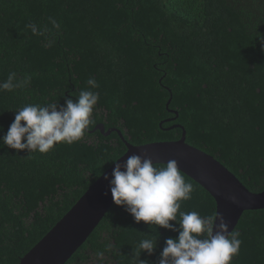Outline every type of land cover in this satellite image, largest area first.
I'll use <instances>...</instances> for the list:
<instances>
[{
	"label": "trees",
	"instance_id": "1",
	"mask_svg": "<svg viewBox=\"0 0 264 264\" xmlns=\"http://www.w3.org/2000/svg\"><path fill=\"white\" fill-rule=\"evenodd\" d=\"M12 72L31 81L0 91V264H18L125 142L175 141L184 130L249 191L264 189V0H0V82ZM82 90L99 101L81 141L46 154L3 145L15 111L62 106ZM182 175L194 191L180 210L213 215L212 196ZM233 230L242 243L232 264H264V208L243 211ZM170 237L178 232L137 223L113 202L64 264H159ZM144 239L157 240L151 255Z\"/></svg>",
	"mask_w": 264,
	"mask_h": 264
},
{
	"label": "clouds",
	"instance_id": "2",
	"mask_svg": "<svg viewBox=\"0 0 264 264\" xmlns=\"http://www.w3.org/2000/svg\"><path fill=\"white\" fill-rule=\"evenodd\" d=\"M53 25L59 28L55 21ZM26 27L34 35L44 34L35 24ZM15 81L16 73L12 72L6 81L0 82V91L25 87L31 77L26 75L23 81ZM88 84L92 88L98 87L93 78H89ZM98 101V93L82 90L75 101L66 98L62 106L57 103L28 104L15 111L14 121L2 137L3 145L46 154L60 143H77L91 125ZM113 164L111 179L107 175L103 177L109 181L113 202L124 207L137 223L143 221L150 227L156 225L178 232L177 238L166 239L159 264H232L240 251V233L229 232L228 224L219 212L201 216L196 211L180 210L182 202L192 198L194 188L186 182L176 160L157 166L146 155L133 154L123 163L114 161ZM230 199L236 202L235 196ZM139 247L151 255L157 240L144 239Z\"/></svg>",
	"mask_w": 264,
	"mask_h": 264
},
{
	"label": "water",
	"instance_id": "3",
	"mask_svg": "<svg viewBox=\"0 0 264 264\" xmlns=\"http://www.w3.org/2000/svg\"><path fill=\"white\" fill-rule=\"evenodd\" d=\"M97 129L104 133L103 124H97L94 130ZM112 131L113 129H108L104 135ZM118 134H121L120 131ZM125 144L127 150L116 160L120 163L133 154L146 155L154 164H166L169 160H176L179 170L212 196L216 206L215 213L223 215L229 232L235 228L243 211L264 208V189L260 192L249 191L216 158L187 144L184 130L175 141ZM114 166L112 164L87 188L61 219L20 258L18 264H64L71 257L113 203L109 181L103 177L107 175L111 179ZM233 196L236 197L235 203L230 199Z\"/></svg>",
	"mask_w": 264,
	"mask_h": 264
},
{
	"label": "flooded vegetation",
	"instance_id": "4",
	"mask_svg": "<svg viewBox=\"0 0 264 264\" xmlns=\"http://www.w3.org/2000/svg\"><path fill=\"white\" fill-rule=\"evenodd\" d=\"M110 129H111V128H110ZM110 129H109V130H110ZM110 133H111V132H110Z\"/></svg>",
	"mask_w": 264,
	"mask_h": 264
}]
</instances>
